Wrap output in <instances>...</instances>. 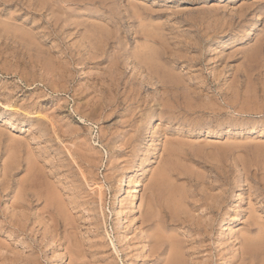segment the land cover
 Segmentation results:
<instances>
[{
	"label": "rangeland",
	"instance_id": "obj_1",
	"mask_svg": "<svg viewBox=\"0 0 264 264\" xmlns=\"http://www.w3.org/2000/svg\"><path fill=\"white\" fill-rule=\"evenodd\" d=\"M263 234L264 0H0V264H264Z\"/></svg>",
	"mask_w": 264,
	"mask_h": 264
},
{
	"label": "bare ground",
	"instance_id": "obj_2",
	"mask_svg": "<svg viewBox=\"0 0 264 264\" xmlns=\"http://www.w3.org/2000/svg\"><path fill=\"white\" fill-rule=\"evenodd\" d=\"M259 18V17H258ZM149 32V31H148ZM249 34H251L250 33V31H249ZM148 44H146V46H147ZM142 48V47H141ZM145 49V48H144ZM144 51V50H143ZM155 72V71H154ZM153 131V130H152ZM148 145H150V143L148 142L147 143V146ZM153 163H156V162H154L153 161ZM134 171H138V170H136V168L134 169ZM128 183H129V179H128V177L127 176H124L122 179H121V181L119 182V188H120V190H119V197H118V203H119V207H122V204H123V202H122V199L124 198V197H126V195H128ZM130 185V184H129ZM138 187H139V184L136 186V187H134V188H132V190H131V192L129 193V195H130V204L131 205H136L137 203H138ZM130 191V190H129ZM117 203V204H118ZM148 208V207H147ZM120 210V209H119ZM121 211H119V213H120ZM122 213V212H121ZM159 213V212H158ZM120 215V214H119ZM231 220H232V218H230ZM227 223V222H226ZM227 225V224H226ZM262 233V232H261ZM264 235V234H263ZM160 236V235H159ZM175 236V235H174ZM259 236V235H258ZM163 237V236H162ZM261 237V236H260ZM157 239V243L156 244H158V242L159 243H162V242H160V241H162V240H159V239H162V238H156ZM246 239V238H245ZM252 239V238H251ZM262 239V238H261ZM168 240V239H167ZM171 241V240H170ZM173 241V240H172ZM159 247H161V246H159ZM246 250V249H245ZM118 254V253H117Z\"/></svg>",
	"mask_w": 264,
	"mask_h": 264
}]
</instances>
